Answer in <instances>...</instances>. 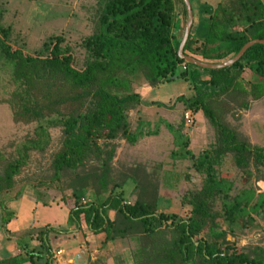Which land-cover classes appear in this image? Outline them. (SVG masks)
Segmentation results:
<instances>
[{
	"label": "trees",
	"instance_id": "trees-1",
	"mask_svg": "<svg viewBox=\"0 0 264 264\" xmlns=\"http://www.w3.org/2000/svg\"><path fill=\"white\" fill-rule=\"evenodd\" d=\"M177 1L185 23V5ZM189 2L193 22L185 55L220 63L247 42L264 40V0H219L214 7L204 5L198 11ZM92 11V31L81 41L79 57L63 35L47 37L31 52L4 25L5 10L0 6V87L11 95L8 103L16 120L37 121V138L24 142L17 149L18 157L0 171V209L5 214L0 217V230L4 220L15 214L6 205L10 198H5L14 189V176L26 164L27 151L46 148L49 127L61 128V147L52 155L48 176L30 185L31 191L36 204L45 208L58 203L47 190L61 194L62 202L68 198L72 202L70 232L47 228L49 224L27 230L15 237L22 254L12 256L5 248L0 264H53L51 239L64 237L68 239L64 247H80L71 240L84 227L93 235H104L98 247L129 243L130 264H264V247L237 249L227 239L257 227L253 215L264 222V191L257 193L250 183L255 176L264 184V146L251 144L228 120L251 103H264V44L252 45L229 67L204 69L178 56L185 25L178 27L175 0H96ZM247 70L261 80L245 81ZM176 79L187 82L189 92L168 99V104L153 96L144 101L132 86L138 81L151 94ZM9 86L15 89L10 91ZM140 104L169 109L180 104L193 113L201 111L212 129L213 141L195 155L182 132L183 122L174 126L160 120L173 137L172 162L190 160L195 173L203 177L200 189L186 191L180 198L190 208L185 218L161 210L158 181L148 167L113 166V141L135 146L139 139L159 132V123L149 129L148 121L131 129L128 114ZM227 157L242 171L244 184L251 185L233 192L230 176L218 171ZM164 184L176 187L167 179ZM128 199L132 201L127 203ZM33 240L41 247L36 248ZM85 255L78 251L75 263L83 264ZM103 256L92 263L105 264Z\"/></svg>",
	"mask_w": 264,
	"mask_h": 264
},
{
	"label": "rangeland",
	"instance_id": "rangeland-1",
	"mask_svg": "<svg viewBox=\"0 0 264 264\" xmlns=\"http://www.w3.org/2000/svg\"><path fill=\"white\" fill-rule=\"evenodd\" d=\"M95 3L96 0H0V6L5 10L2 18L4 25L10 26L13 36L22 42L24 41L25 46L30 49L31 52L38 48L47 37L63 35L65 42L75 49L79 57L83 54L80 43L92 31V8L95 6ZM193 9H195L194 6ZM2 76H4V73ZM243 77L245 81L249 79L261 80L260 77L253 76L248 70L243 74ZM138 83V81H135L132 83V86L141 95L144 101H149V97L153 96L154 99L164 101V103L167 102L166 104H168V99L175 98L182 93H187V91L189 92L188 83L180 79H176L172 83L161 85L159 90H155V92L152 91L151 94ZM9 87L10 91L15 89V87ZM10 97L11 95L3 91L1 86L0 171L6 162L18 157L17 149L21 148L24 142L37 138V121L34 118L28 119V117H21L16 120L8 103ZM170 103L172 104L173 102ZM175 105L176 107L174 109H169L153 104H140L137 109L130 111L128 117L132 130L137 127L139 122L144 123L148 121L150 125L147 126V128L149 129H154V124L159 123V132L156 135H150L139 139L135 146H129L123 140L113 141L116 144L113 166L121 170L132 163L148 167L152 170V174L155 175L158 181V193L161 197L159 206L161 210L164 213L175 214L178 217L185 218L190 208L182 205L180 198L186 191L200 189L203 177L195 173L191 167L190 160L186 159L176 163L172 162L170 152L174 147L173 137L160 120H165L174 126L182 121V132L188 135L190 140L189 148L192 149L195 155L210 145L213 141V133L201 111L193 113L190 110L184 109L180 104ZM186 112H190V117H192H189L188 121L185 119ZM234 119L230 116L228 117L232 127H236L238 131L242 132L251 144L264 146V103L257 102L254 103V105L251 103L246 111L239 110L235 114ZM147 128H144V130ZM47 132L49 134V140L46 148L43 151H27V162L21 167L20 173L14 176V189L7 193L5 197L6 199L10 198V201H8L6 205L10 210L14 211L15 214L9 219L4 220L2 225L3 228L0 230V258L5 248L12 256L22 254L15 237H19L23 232L32 228L39 229L49 224L47 228H53L59 231H61L62 228H66V230L70 232L68 227V211L72 206V202L69 200L70 198L62 202L59 200L61 194L60 196L59 194H52L51 190H47L46 193H49L50 197H54V199L57 197L55 200H57L58 203L53 202L50 208H45L36 204L30 187V185L36 184L40 179L45 180L46 176L49 174L52 155L61 147L63 137L61 128L49 127L47 128ZM252 170L255 171L254 168H252ZM218 171L219 173L230 176L235 185V190L233 192L251 184L257 193L264 191V184L261 181H256L255 176L252 178L251 184H244L241 175L242 171L235 167L230 157H227V159L223 161L222 165L218 167ZM164 173H169V175L166 174V176H164ZM171 173L178 178L177 181L175 178H172L173 176ZM166 179L167 182H176V187L170 189V187L165 186L164 181ZM22 188H24V190L21 195L17 199H13L15 193ZM41 189L44 188L41 187ZM64 195L65 198H67L69 192H66ZM131 201L132 199H128L127 203ZM214 208L216 210L220 208L219 201L215 203ZM3 214L0 209L1 218L5 217V214ZM109 216L112 217L113 212H110ZM253 216L257 227L247 228L242 232L239 231L235 237H227L237 249L247 247L253 248L255 246L264 247V222L256 215ZM222 226L226 228L225 225ZM4 229L6 232H4ZM83 229V232L81 230L80 233L77 234V237H75L73 241L71 240V242L80 243V247H86L85 249H88V245L85 246L83 244L84 241H88L91 244L95 243L98 247L104 235H95L93 238L91 232L87 228L84 227ZM8 232L13 235L11 236ZM8 236L12 238L9 239L7 238ZM61 240H59L58 245L57 243L56 245L64 247L65 240L64 238L62 241ZM32 244H34L36 248L41 247L38 240H33ZM54 246L55 244L52 246V257L55 260L53 264H75L72 260H65L63 257L64 252L53 248ZM113 247L118 248L112 250ZM64 249H66V247H64ZM85 249L81 248L83 251H85ZM129 249V243L124 241L115 242L108 248L103 247V249L101 251L98 250V252L88 250L87 256L85 255L81 259L84 262L83 264H93V261H96L98 257L100 258L101 255H104L105 264H117L116 261L119 259L118 254H120L121 251L126 256L124 259L126 262L123 264H130L129 261H131V258L128 253ZM76 253H78V251ZM87 257H89L90 260H87ZM38 263L41 264L42 262Z\"/></svg>",
	"mask_w": 264,
	"mask_h": 264
},
{
	"label": "water",
	"instance_id": "water-1",
	"mask_svg": "<svg viewBox=\"0 0 264 264\" xmlns=\"http://www.w3.org/2000/svg\"><path fill=\"white\" fill-rule=\"evenodd\" d=\"M182 1L185 5L187 17H186V24H185V28H184V33H183L182 39L179 43L177 53H178L179 58L181 60H183L184 62L189 63V64H193L197 67H201L204 69H221V68L229 67L233 63L238 61L241 58V56L245 53V51L249 47H251L252 45L257 44V43L258 44H264V40H259V39L251 40V41L247 42L245 45H243L236 55H234L233 57H231V58H229L223 62H220V63H207V62L200 61L196 58H193L189 55H185L183 53V48H184V45H185L186 40L188 38V35L190 33L191 25L193 22V13H192L191 4H190L189 0H182Z\"/></svg>",
	"mask_w": 264,
	"mask_h": 264
},
{
	"label": "crops",
	"instance_id": "crops-1",
	"mask_svg": "<svg viewBox=\"0 0 264 264\" xmlns=\"http://www.w3.org/2000/svg\"><path fill=\"white\" fill-rule=\"evenodd\" d=\"M218 1L219 0H191V3L195 7V9L198 11L200 9V7L202 8L204 5H209V6L214 7ZM175 2H176V12H177V19H178V27L181 28L183 25H185L186 22L184 23V21H183L184 18H183V13L181 11L182 10V6H181L180 2L177 1V0H175ZM112 217H110V218H112ZM83 230H82V232H83ZM98 235H100V234H98ZM94 236L95 235L92 234L93 238H94ZM63 238L64 237H60L59 236L56 240L51 239L52 246L55 244V246L53 248H56V246L58 245V241L61 240V239L63 240ZM85 239H86V236H85ZM64 240H65V243H68V239L67 238H64ZM56 243H57V245H56ZM81 248L85 249L86 247H66V249H64V247L59 246L58 249L57 248L56 249L61 251V252H64L63 257H64L65 260H68V261L72 260L73 262H75L74 261V255L77 254L76 252L80 251ZM87 248L88 249H85V252H87L88 250H92L93 252H98V250L101 251L103 249V247H97V245L95 243L94 244L89 243ZM114 248H118V247H113L112 250H114ZM75 249H78V250H75ZM118 255H119V259H117V261H116L117 264L118 263L123 264L124 262H126V260L124 261L126 256H125V254L123 252L120 251V254H118ZM113 258H115V257H113ZM78 261H79V263H82L81 260H78ZM54 262H55V260H54Z\"/></svg>",
	"mask_w": 264,
	"mask_h": 264
},
{
	"label": "built area",
	"instance_id": "built-area-1",
	"mask_svg": "<svg viewBox=\"0 0 264 264\" xmlns=\"http://www.w3.org/2000/svg\"><path fill=\"white\" fill-rule=\"evenodd\" d=\"M183 69H184V66H183ZM191 116V113L190 112H186L185 113V119L188 121L189 120V117ZM192 118V117H190Z\"/></svg>",
	"mask_w": 264,
	"mask_h": 264
}]
</instances>
